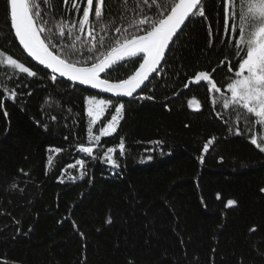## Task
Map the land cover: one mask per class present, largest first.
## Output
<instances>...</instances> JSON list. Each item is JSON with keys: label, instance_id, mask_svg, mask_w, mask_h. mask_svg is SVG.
Segmentation results:
<instances>
[{"label": "trees", "instance_id": "16d2710c", "mask_svg": "<svg viewBox=\"0 0 264 264\" xmlns=\"http://www.w3.org/2000/svg\"><path fill=\"white\" fill-rule=\"evenodd\" d=\"M205 8L207 21L197 18L183 29L179 59L168 57L175 66L165 69L167 83L146 92L158 98L126 103L117 132L101 139L93 159L79 152L88 146L83 97L93 92L59 79L54 84L51 74L31 63L0 0V50L38 73L9 79L12 70L6 76L0 66V89L21 84L16 90L25 93L0 107V264H264V153L250 143L247 130L234 134L235 114L213 107L204 82L183 87L192 69L219 72L226 58L222 25L216 33L219 9L214 0H206ZM193 97L200 112L187 107ZM251 134L264 136V126L253 125ZM121 137L125 154L117 150L120 167L113 169L103 152L118 149ZM55 148L61 151H49ZM80 159L83 179L78 165L69 167ZM230 199L236 204L227 207Z\"/></svg>", "mask_w": 264, "mask_h": 264}, {"label": "snow or ice", "instance_id": "6c2138e0", "mask_svg": "<svg viewBox=\"0 0 264 264\" xmlns=\"http://www.w3.org/2000/svg\"><path fill=\"white\" fill-rule=\"evenodd\" d=\"M214 3L221 17L216 33L219 34L222 25L223 37L219 38V44L224 46L221 51L226 58L217 65L219 72L217 68L192 69L183 87L204 82L213 107L219 104L228 110L229 116L235 114L234 134L241 136L247 130L250 143L264 153V136L251 134L253 125L257 130L264 126V0H214ZM205 4L206 0H4L8 26L15 40L28 57L50 70L52 83L64 78L73 86L97 90L83 97L88 146H79V152L93 159L97 158L94 152L101 139L117 132L124 119L126 103L130 106L136 101L158 98L146 92L154 93L158 85L163 87L167 83L165 69L175 66L168 57L179 59L175 50L177 42L185 35L183 29L194 24L197 18L208 20ZM207 32L211 49L214 47L211 23L207 25ZM0 66L4 67L6 76L7 70H12L9 79H18L17 74L38 77L37 71L2 50ZM190 67L185 65L186 70ZM20 87L21 84H17L9 89L5 84L0 89L4 93L0 107L6 100L15 103L18 96L25 95L16 90ZM100 93L110 94L109 98ZM26 95L31 96L32 92ZM111 97L129 100L124 102ZM187 107L200 112L202 105L193 97L187 100ZM68 111L71 113L72 109ZM4 115L7 116L6 110ZM106 115L109 118L102 123ZM51 119L55 121L57 117L53 115ZM217 119L224 117L219 114ZM240 122L244 123V128L239 127ZM212 143L213 139H209L204 145L205 153ZM117 150L120 156L125 154L123 137L118 149L108 147L103 152V162L113 169L120 167L115 158ZM49 151L59 153L61 149ZM47 163L52 164L51 156ZM77 165L83 179L85 161L77 160L69 167ZM20 172L28 175L23 169ZM12 187L17 185L13 183ZM235 204L236 201L230 199L226 206ZM111 222L109 217L107 223ZM251 231L255 232L256 228Z\"/></svg>", "mask_w": 264, "mask_h": 264}, {"label": "water", "instance_id": "95a60500", "mask_svg": "<svg viewBox=\"0 0 264 264\" xmlns=\"http://www.w3.org/2000/svg\"><path fill=\"white\" fill-rule=\"evenodd\" d=\"M186 23H187V22H186ZM13 37H14V35H13ZM174 39H175V38H174ZM14 40H15V38H14ZM15 42H16L17 46L19 47V49L21 50V52L23 53V55H24V56H25V57H26L31 63H33V64H34L35 66H37L39 69H41V70H43V71H45V72L51 74V73H50V70H48V69H44V67H43L42 65H39L37 62L33 61V60L31 59V57H28L27 54L23 51V49L19 46L18 41L15 40ZM170 47H171V46H170ZM166 55H167V54H166ZM59 80L65 81V82L68 83L69 85L73 86V85L71 84L70 81H67V80L64 79V78H59ZM74 87L82 88V89H85V90L91 91V92H93V93H96V92H97V90H94V89H86L85 86H82V85H75ZM99 95L102 96V97H105V98H109V95H110V94L100 93ZM111 98L114 99V100H115V99H120L121 101H128V100H129V98H115V97H111Z\"/></svg>", "mask_w": 264, "mask_h": 264}]
</instances>
